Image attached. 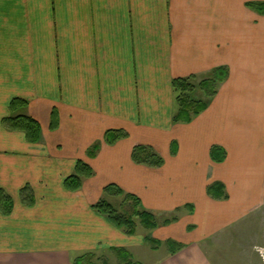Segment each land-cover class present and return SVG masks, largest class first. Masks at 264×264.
I'll return each mask as SVG.
<instances>
[{
  "label": "crops",
  "instance_id": "crops-1",
  "mask_svg": "<svg viewBox=\"0 0 264 264\" xmlns=\"http://www.w3.org/2000/svg\"><path fill=\"white\" fill-rule=\"evenodd\" d=\"M258 1L0 0V264H72L117 247L143 248V264H215L207 238L264 198V146L246 144L264 136V14L248 6ZM218 67L228 77L207 108L174 121V79ZM17 97L38 142L4 124ZM111 130L126 136L109 143ZM136 146L163 164L135 162ZM80 160L93 175L71 190ZM112 184L179 217L128 234L94 208ZM218 184L225 196L210 192ZM170 239L183 247L172 253Z\"/></svg>",
  "mask_w": 264,
  "mask_h": 264
},
{
  "label": "trees",
  "instance_id": "trees-1",
  "mask_svg": "<svg viewBox=\"0 0 264 264\" xmlns=\"http://www.w3.org/2000/svg\"><path fill=\"white\" fill-rule=\"evenodd\" d=\"M248 6L252 9L264 14V1L251 2ZM228 69L226 67H218L212 71V76L203 81L202 85L208 97H214L218 92L219 84L224 82L228 77ZM191 84L186 77L176 78L173 81L174 91L177 94L176 102L178 104V111L174 116L176 122H191L194 116L200 114L209 105L208 101L203 99H189L188 93H190ZM28 106V101L24 98H14L11 101L10 107L15 115L9 116L4 119V124L13 130L24 131L28 140L31 142H38L41 136V125L39 121L25 113H21ZM126 136V133L122 130H111L107 132V141L114 143L120 138ZM211 156L214 161L221 162L226 158V151L219 147L214 146L211 151ZM134 161L137 163L149 164L151 166H161L164 162L163 158L157 154V152L150 146H136L133 151ZM93 175V169L84 161L80 160L77 163L76 173L71 175L65 180V185L71 190H77L82 186V179L84 177H90ZM220 189V193H214V189ZM108 192L121 194L122 189L118 186L111 185L106 189ZM116 191V192H115ZM210 192L216 196H225V190L222 186L214 185L210 188ZM112 193V194H114ZM141 200L134 194H128L126 200L121 204V211H118L116 206L106 199L99 200L94 204V208L100 213L106 215L114 225L122 228L128 234L136 233L135 216L140 218L141 224L147 229H155L158 227L157 217L141 208ZM171 220H166L169 223ZM147 242L150 243L152 248H159L161 246V240L156 238L147 237ZM167 246L171 249L172 253H176L183 245L175 240H168ZM112 251L122 261V264H142L141 262H135L132 260L131 253L123 247L113 248ZM72 264H101L95 261L94 253H86L81 256H77Z\"/></svg>",
  "mask_w": 264,
  "mask_h": 264
},
{
  "label": "rangeland",
  "instance_id": "rangeland-1",
  "mask_svg": "<svg viewBox=\"0 0 264 264\" xmlns=\"http://www.w3.org/2000/svg\"><path fill=\"white\" fill-rule=\"evenodd\" d=\"M211 76H212V72L206 74H200L196 76L191 75L186 77L189 79V82L191 84L190 86L191 91L190 93H188L189 99H197V100L203 99L205 101H208L209 103L213 100V98L216 95L211 98L208 97L207 93L205 92L206 90L202 85L203 81L208 80ZM246 139H247L246 144L251 143L254 145L264 146V136H258V135L246 136ZM262 150L264 151V147L262 148ZM261 153L263 154V152ZM146 165L151 166L149 164ZM257 170L258 169H256V171ZM259 171H261L263 175L264 169ZM263 183H264V177H263ZM114 186H118V185H114ZM118 187L120 188V186ZM106 189L104 191L105 192L104 199H106L107 201L111 202L114 206H116L118 211H121L120 206L126 200L127 195L130 193L120 188L124 192L118 194L115 191L116 193L112 192L114 193L112 194L108 192ZM261 202L259 203V205L256 206L257 207L256 210H248V212L246 209L241 210L239 216L231 218L232 223L226 226L225 230L219 233L217 232L216 235L214 234V236L207 238L208 240L205 243L206 249L215 264H264V198ZM140 205L141 208H143L142 201ZM156 217H158L157 218L158 224L163 225V221L165 218L171 220L174 219L175 217L178 218L179 214L165 213L161 218L160 216H156ZM134 220L136 222V232L150 230L145 228L141 224L140 218L138 216H135ZM148 233H151V235H153L152 232H148ZM161 242H162L161 243L162 246L163 241L161 240ZM148 244L150 245V243ZM145 251L146 250H143L142 248L139 250L135 249L133 251V254L130 251L129 252L132 255V260H135V262H139V261L141 262L142 260H144ZM94 254H95V261L101 264H122V261L110 249H104L103 251L95 252Z\"/></svg>",
  "mask_w": 264,
  "mask_h": 264
}]
</instances>
